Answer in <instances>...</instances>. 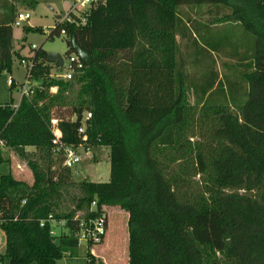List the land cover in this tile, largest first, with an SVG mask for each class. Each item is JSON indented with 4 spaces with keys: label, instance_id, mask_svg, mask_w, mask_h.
<instances>
[{
    "label": "trees",
    "instance_id": "obj_1",
    "mask_svg": "<svg viewBox=\"0 0 264 264\" xmlns=\"http://www.w3.org/2000/svg\"><path fill=\"white\" fill-rule=\"evenodd\" d=\"M37 5L0 0V76L27 57L14 47V22L19 7ZM68 18L47 40L64 34L70 56L74 38L92 64L72 80L51 77L54 63L38 48L41 88L18 107L13 96L0 104L3 147L34 178L0 171V264L76 257L78 239L41 221L53 213L74 231L78 212H104L108 234L113 208L128 213L129 264H264V0H98ZM219 54L235 60L226 80ZM85 111L90 143L110 149L106 182L77 180L55 152L52 118L78 143ZM87 258L109 264L91 249Z\"/></svg>",
    "mask_w": 264,
    "mask_h": 264
},
{
    "label": "rangeland",
    "instance_id": "obj_2",
    "mask_svg": "<svg viewBox=\"0 0 264 264\" xmlns=\"http://www.w3.org/2000/svg\"><path fill=\"white\" fill-rule=\"evenodd\" d=\"M87 7V8H86ZM88 9L87 4H80L76 7L72 0H38V5L35 10H29L19 7V11L28 10L31 13V18L23 26H14V47L16 50H21L23 55H30L34 53L31 46L36 44L39 48L47 52H57L62 54L65 58L68 57L67 41L64 34L56 36L54 40H47L50 29L53 28L56 22L65 21L70 10L77 11L78 13ZM207 7L201 9L205 11ZM198 8H191L189 6L183 7V12L191 13L197 16ZM60 16L61 18H58ZM32 26L38 27L40 30L26 29ZM217 26H221L220 24ZM235 60L228 56L217 55L215 58V69L219 71L220 78L226 80V76H230L232 71L230 67ZM14 70L18 79L22 78L23 67H20L19 56L15 57ZM189 70L193 71L194 68L189 66ZM58 70L55 66H51L50 72L56 73ZM15 105L19 104L21 94L18 88L14 91ZM10 99V98H9ZM4 165L0 171L11 172L16 178L23 179L29 183H33V173L28 167L27 162L20 157L15 151L2 147ZM35 148L27 147L26 151L33 152ZM74 174L80 172L83 174V179L106 182L111 177V162H110V149L108 147H100L92 160H87L84 163L76 166ZM128 213L119 208L109 210V232L105 240L98 245L91 247V251H95L99 257L109 264H129L128 257ZM5 242L0 244V249H4ZM89 245L86 242L80 244L78 248V256H64L58 261V264H89L88 255ZM3 264V263H2ZM10 264L8 258L6 263Z\"/></svg>",
    "mask_w": 264,
    "mask_h": 264
},
{
    "label": "built area",
    "instance_id": "obj_3",
    "mask_svg": "<svg viewBox=\"0 0 264 264\" xmlns=\"http://www.w3.org/2000/svg\"><path fill=\"white\" fill-rule=\"evenodd\" d=\"M98 0H72L76 7L80 4H87L88 8L91 4ZM87 8V7H86ZM74 11V10H73ZM86 11V10H85ZM79 14L77 11H74ZM84 12V11H83ZM31 18V13L27 10H21L17 13L14 26H23L24 23L28 22ZM66 19H69L68 16ZM65 33V31H63ZM39 47L36 44L31 46V50L34 53L27 55L26 58L20 60V66L23 67V80L21 82L15 80L13 77L9 78L10 85L16 84L21 97L31 96L34 94L37 88H41V84L37 82L34 78V70L36 69L35 50ZM64 57V56H63ZM86 64L79 57V55L74 52L67 58L64 57L63 67H59L54 63L55 68L58 70L56 73H50L51 77L64 80H72L75 76L76 71L82 69ZM56 88H53V92ZM16 107L19 106L15 105ZM92 113L90 111H85L82 115L81 126L78 128V136L80 137V142L69 143L63 139V132L60 128V120L56 117L52 118V129L54 132V144L55 152L61 156L62 164L64 167L74 171L76 166L84 163L87 160H92L96 155V149L100 148L89 141V135L87 132L88 121L91 119ZM76 121L77 115L72 118ZM4 146V142L0 139V147ZM103 147V146H101ZM96 201L92 202L89 210L93 212L96 210ZM2 214L0 208V215ZM75 221H77V228L71 231L68 226V220L65 218L58 219L53 213L47 218L41 221V226H49L52 235L61 234H72L74 235L79 243L86 242L90 245L100 244L107 234V220L106 214L104 212H99L96 215H83L82 212H78L75 216ZM89 263V262H88ZM90 264V263H89Z\"/></svg>",
    "mask_w": 264,
    "mask_h": 264
},
{
    "label": "crops",
    "instance_id": "obj_4",
    "mask_svg": "<svg viewBox=\"0 0 264 264\" xmlns=\"http://www.w3.org/2000/svg\"><path fill=\"white\" fill-rule=\"evenodd\" d=\"M14 72H15V70H13V73H10V74L9 73H5L2 76H0V104L9 102L11 100L12 96L14 98V93L11 91V85L9 83V78L13 77L15 80H17L19 82H21L23 80V75H22L21 79H18L16 73H14ZM23 73H24V70H23ZM20 101H21V99H20ZM20 101H19V104H20ZM14 102H15V98H14ZM98 150H100V148L96 149V151H98ZM2 242H5V245H4V249H0V252L1 253H5V250H6V235L2 231V229H0V244ZM89 249H90V246H89ZM92 252L96 253L94 250ZM5 263H6V259L4 260L3 264H5Z\"/></svg>",
    "mask_w": 264,
    "mask_h": 264
},
{
    "label": "water",
    "instance_id": "obj_5",
    "mask_svg": "<svg viewBox=\"0 0 264 264\" xmlns=\"http://www.w3.org/2000/svg\"><path fill=\"white\" fill-rule=\"evenodd\" d=\"M58 18H61L58 16ZM73 47L75 52L79 55V57L84 61L86 65H91L92 64V57L91 55L83 50L75 41L73 38ZM48 61L51 63L57 64L59 67H63L64 65V57L62 54L57 53V52H48ZM75 178L77 180H82L83 179V174L80 172L75 173Z\"/></svg>",
    "mask_w": 264,
    "mask_h": 264
}]
</instances>
